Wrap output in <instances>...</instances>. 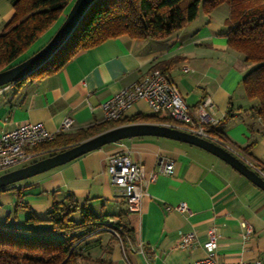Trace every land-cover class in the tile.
Here are the masks:
<instances>
[{
    "label": "crops",
    "instance_id": "crops-1",
    "mask_svg": "<svg viewBox=\"0 0 264 264\" xmlns=\"http://www.w3.org/2000/svg\"><path fill=\"white\" fill-rule=\"evenodd\" d=\"M15 1L0 0V33L15 14ZM233 22L229 6L221 5L211 14L200 12L195 21L168 39L120 36L79 53L55 74L27 81L20 88L4 86L0 88V134L28 123H42L48 131L57 132L66 118L73 119V128L66 134L100 125L104 101L159 70L173 81L189 106L211 98L210 114L229 143L238 151L252 145L247 155L264 163V123L241 86L251 65L229 49L225 35ZM139 115L158 121L150 124L170 123L156 117L145 100L129 108L120 121ZM121 145L132 161L143 165L146 179L157 174L156 181L147 184L140 211L135 213L128 211L122 191L112 184L108 172L110 159L122 150ZM39 156L44 155L33 159ZM161 160L174 162L173 175L160 172ZM13 187L29 211L15 213V191L0 193V209L7 214L8 227L24 225L29 213L47 219L53 202L68 195L99 216L122 221L131 231L125 245L109 232L82 244L93 261L127 264V258L130 264H188L206 257L202 244L214 228L220 236L222 262L264 264V191L218 157L189 144L158 137L124 140ZM181 203L190 213L172 209ZM245 223L252 234H246ZM191 233L197 239L181 248V237ZM139 245L149 248L147 256Z\"/></svg>",
    "mask_w": 264,
    "mask_h": 264
},
{
    "label": "trees",
    "instance_id": "trees-1",
    "mask_svg": "<svg viewBox=\"0 0 264 264\" xmlns=\"http://www.w3.org/2000/svg\"><path fill=\"white\" fill-rule=\"evenodd\" d=\"M74 1L16 0L13 4L15 14L0 33V72L34 55L36 52L24 58L52 32L42 44L45 46ZM221 5L229 6L230 17L234 21L225 34L228 47L241 54L244 62L251 65L241 86L246 98L254 101L252 109L264 123V0H97L55 56L12 86L20 88L27 81L55 74L79 53L110 39L124 35L135 40L168 39L195 21L200 12L211 14ZM162 73L165 74L164 71ZM152 122L158 121L145 115L118 122H103L74 134H59L53 141L40 144L31 152L43 154L46 158L116 127ZM212 134L230 144L220 126L213 127ZM248 148H239V152L250 159ZM253 162L264 172V163ZM12 191L17 196L15 213L20 210L28 212L21 194L13 186L0 190V193ZM29 214L20 227H0V264H100L103 261H93L83 252L82 244L86 240L104 232L112 233L114 239L123 245L131 238V231L122 221L109 224L108 217L97 215L88 205L81 207L72 195L63 201H54L45 220Z\"/></svg>",
    "mask_w": 264,
    "mask_h": 264
},
{
    "label": "built area",
    "instance_id": "built-area-1",
    "mask_svg": "<svg viewBox=\"0 0 264 264\" xmlns=\"http://www.w3.org/2000/svg\"><path fill=\"white\" fill-rule=\"evenodd\" d=\"M188 69L185 67L184 71ZM145 100L152 113L159 119H169L165 126L198 136L213 142L230 153L237 156L252 170L264 179V172L260 167L245 158L232 145L223 142L212 134L213 127L218 123L213 119L210 111L213 107L211 98H206L196 107L189 106L181 97L173 81L159 70H154L137 83L119 91L100 105L104 122L120 121L126 111L138 101ZM73 128V119L66 118L57 132L48 131L42 123H28L15 127L11 131L0 134V175L21 163L32 160L36 155L31 151L38 145L53 141L57 135L69 133ZM121 151L110 159L108 172L111 182L122 191L126 207L129 212L140 211L141 202L148 183L157 179L153 174L149 179L145 177L143 165L135 163L121 145ZM160 172L165 175H173L175 164L173 161L161 160ZM178 213H190L185 203L172 207ZM109 224H116L115 219H109ZM246 234H252L253 230L247 223L243 224ZM117 235L116 231H113ZM219 234L214 228L207 233V238L202 244L206 257L188 264H263L260 261L225 263L218 257ZM197 239L195 233L181 237L179 246L190 247ZM140 252L147 256L149 248L139 245ZM127 264H130L125 258Z\"/></svg>",
    "mask_w": 264,
    "mask_h": 264
},
{
    "label": "water",
    "instance_id": "water-1",
    "mask_svg": "<svg viewBox=\"0 0 264 264\" xmlns=\"http://www.w3.org/2000/svg\"><path fill=\"white\" fill-rule=\"evenodd\" d=\"M96 1L75 0L69 12L66 14L64 21L43 48L22 63L0 72V88L12 85L18 80L29 77L51 60L75 33L78 24ZM140 137L165 138L203 149L230 165L251 183L264 191V179L246 163L223 147L198 136L165 125L150 123L116 127L71 146L58 154L6 172L0 175V190L65 165L85 154L100 150L107 145L119 144L124 140Z\"/></svg>",
    "mask_w": 264,
    "mask_h": 264
},
{
    "label": "rangeland",
    "instance_id": "rangeland-1",
    "mask_svg": "<svg viewBox=\"0 0 264 264\" xmlns=\"http://www.w3.org/2000/svg\"><path fill=\"white\" fill-rule=\"evenodd\" d=\"M66 14H67V12H66ZM66 14H65V16H66ZM51 34H52V32L49 33V34H47V36H45V38H43L42 40H40V41L36 44L35 48H33L28 54H26V56H25L24 58H27V57L31 56L32 54H34L35 52H37L40 48H42V47L44 46V45H42V44H43L44 42H46V41L49 39V37L51 36ZM38 47H39V48H38ZM43 157H44V156H39V157H37V158H35V159H33V160H31V161L25 163V164L18 165L17 167L12 168V169H10L9 171H11V170H15V169H18V168H21V167H24V166H26L27 164H31V163H33V162L39 161V160H41V159H44ZM9 171H7V172H9ZM2 195H4V194H2ZM6 217H7L6 212H4L3 210L0 209V227H5V226H6ZM9 220L12 222V219H9ZM95 260H96V261H99L98 259H95ZM90 264H95V263H90ZM100 264H105V263H100Z\"/></svg>",
    "mask_w": 264,
    "mask_h": 264
}]
</instances>
